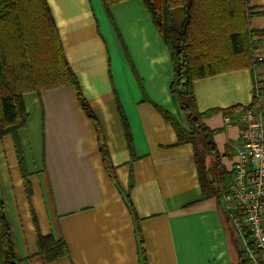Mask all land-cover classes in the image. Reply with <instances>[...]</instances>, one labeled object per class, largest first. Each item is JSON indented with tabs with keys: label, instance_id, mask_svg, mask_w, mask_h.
I'll return each instance as SVG.
<instances>
[{
	"label": "crops",
	"instance_id": "1",
	"mask_svg": "<svg viewBox=\"0 0 264 264\" xmlns=\"http://www.w3.org/2000/svg\"><path fill=\"white\" fill-rule=\"evenodd\" d=\"M45 1L77 88L23 95L24 126L0 136L16 264H239L221 186L239 148L233 109L261 104L264 114V0L248 4L256 67L193 83L216 151L203 157L217 192L206 198L193 144L178 145L166 120L187 129L170 94V52L142 1ZM214 160L224 183L211 176ZM39 237L64 252L40 250Z\"/></svg>",
	"mask_w": 264,
	"mask_h": 264
},
{
	"label": "trees",
	"instance_id": "2",
	"mask_svg": "<svg viewBox=\"0 0 264 264\" xmlns=\"http://www.w3.org/2000/svg\"><path fill=\"white\" fill-rule=\"evenodd\" d=\"M123 0H102L108 7ZM162 34L173 62L170 94L187 129L166 117L177 144H193L204 197L217 195L207 180L204 156L216 158L211 133L195 110L193 83L221 73L254 68L249 29L250 0H141ZM77 82L45 0H0V136L24 126L23 95ZM256 104V96L252 105ZM242 111V108H234ZM219 192V191H218ZM40 250L64 252L62 243L38 238ZM0 264H16L0 201ZM239 264H246L240 253Z\"/></svg>",
	"mask_w": 264,
	"mask_h": 264
},
{
	"label": "built area",
	"instance_id": "3",
	"mask_svg": "<svg viewBox=\"0 0 264 264\" xmlns=\"http://www.w3.org/2000/svg\"><path fill=\"white\" fill-rule=\"evenodd\" d=\"M261 104L242 110L239 148L231 176L221 186L226 213L246 264H264V114ZM227 124L229 118L225 119Z\"/></svg>",
	"mask_w": 264,
	"mask_h": 264
},
{
	"label": "rangeland",
	"instance_id": "4",
	"mask_svg": "<svg viewBox=\"0 0 264 264\" xmlns=\"http://www.w3.org/2000/svg\"><path fill=\"white\" fill-rule=\"evenodd\" d=\"M185 122H186V121H185ZM216 164H217V163H216L215 160H214L213 163L211 164V171H212L211 176L216 175L215 178L217 177V180H218L219 184H220V183H224V182H223L224 180H221L220 177L218 176V174H214V171H215V169H216V168H215V167H216ZM215 178H214V179H215ZM218 178H219V179H218ZM215 185H217V183H216ZM212 189L215 190L216 187H214V185H213V186H212ZM238 248H240V245H238Z\"/></svg>",
	"mask_w": 264,
	"mask_h": 264
}]
</instances>
